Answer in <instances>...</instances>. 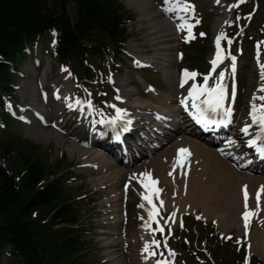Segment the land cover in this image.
Instances as JSON below:
<instances>
[{
  "label": "bare ground",
  "instance_id": "1",
  "mask_svg": "<svg viewBox=\"0 0 264 264\" xmlns=\"http://www.w3.org/2000/svg\"><path fill=\"white\" fill-rule=\"evenodd\" d=\"M214 1V4L218 9L216 10L217 17H215L213 30L219 34L225 31L226 25H224L223 22L226 20L225 15L228 13L225 6L219 8L220 4H218V0ZM126 3L138 13V20L141 21V25L147 29L145 34L146 40H148L151 45H159L156 49L155 56L152 57V61L155 62V67L162 71L164 80L169 85V90L167 92L159 89H156L155 92L144 82V88L148 93L147 102L128 105L129 108L132 109L130 114L134 122V127H142L144 128V133L153 136L151 139L152 141L142 138L143 141L138 142L133 147L131 150L132 153L137 155L135 154V151H139L140 154L138 156L141 157L152 152H157L147 161H140L141 165L137 172L144 171L145 173L150 174V176L145 175V178H143V186L145 184H151L149 183L151 180H157L158 184L156 188L162 191L165 200V208L167 209L170 206L173 207L175 217L183 212L191 214L199 209L200 218L213 220L222 231L241 227L236 219V215L239 214L241 218V213L244 209L242 208V191L245 189V186H247V192L250 194L249 208L254 206L255 211V216L251 217V215V218L249 217L250 226H262V230L256 228V231L251 232V249L260 254L263 258L264 190L261 189L262 186H264V172L258 167L252 169L251 172H245L242 170H236L230 165V159L236 158L242 153L241 147H236L237 143H235L240 139L242 131L235 125L234 132L231 135V138L234 139L230 143L231 148H226L223 152H219L218 150L213 149L211 145L205 144L197 137L192 136L189 128L180 125L183 124L182 117H180L174 103L175 100L176 102L186 100L187 105L193 103V98L189 95V90L193 86H189L183 95L180 94L181 90L177 87L178 78L174 82V73H176L179 61L172 58L170 52H172L176 46V21L171 20V22L167 17H164L162 10L152 0H126ZM180 4H182L180 0H170L168 6L174 9L173 12H177L178 10H183ZM218 13L222 14L223 17L218 15ZM215 58L216 52L211 59ZM141 61H143V59L139 60V62ZM46 64L49 65V61H47ZM222 64L225 63L222 62ZM216 71H218L219 77L220 72H224L222 78H225V80L228 79V71L224 65L220 66ZM259 72L260 70H258L257 67L251 71V76L249 78L251 90L249 89V96L252 93L255 94L257 92V86L259 85L258 81L260 78ZM219 79H221V77ZM31 81L32 78H24L19 85V89L23 97L26 98V103L36 104L37 99L32 92ZM65 84H69L72 88L68 79H63L61 85L64 86ZM120 84L124 94L127 96L131 95L132 89L128 88L127 83L120 82ZM71 88L64 87L63 90L55 88L53 93H51V96L54 98L52 102L48 100L47 95L44 93L50 107V111H48L47 114L54 115L56 119L55 123L57 124H60L61 121L59 120V116L64 112L66 105L69 103L62 92L66 93L71 90ZM184 90L185 89H182L183 92ZM177 96L181 97V99L178 100ZM152 101L158 105L153 104ZM195 102L196 104L199 103L198 96ZM68 107L69 110L67 112L71 111L72 104L68 105ZM250 112L251 110H246L248 115ZM155 114L158 117H156ZM73 116H75V114H73ZM153 118L158 119L160 124H157ZM239 120L244 122L245 117L243 116ZM69 121H71V118H69ZM73 121H75V119ZM151 121H153L152 124H150ZM155 125H157V128H154ZM62 128L65 127L63 126ZM74 129L76 133L80 134V136L73 131L69 132L68 134L71 135L75 141H69L68 144L65 143L62 135L55 133L52 130L44 131V129H33L30 132L37 140L42 138L45 140L53 139L59 147L66 144L65 149L71 155L77 154L78 158L82 157L84 159L82 162L87 164L84 170L89 174H98L99 176L98 178L95 177L94 182H92L99 191V194L103 195L108 191L110 192V190L107 189L108 187L110 189L118 188L127 178L128 169L123 165L122 167L121 164L119 165L117 159L107 158L105 151L103 150H95L92 147L86 149L85 147L80 146L79 142L88 143L89 140L85 136L86 134L81 125L78 124ZM156 132L161 135H158ZM103 145L105 146L106 142H103ZM181 148L187 149V153L178 154V149ZM232 152H234V154L231 156ZM178 155L182 157L179 161L177 159ZM140 157L136 159L138 160ZM137 160L135 163H137ZM103 172H105V174H103ZM173 180L182 181V190L186 189V191L171 197L167 194L166 187L172 184L173 186L171 190L173 191V188L175 187ZM140 188L135 187L134 195L139 198L140 205L145 206L146 200L143 198L142 194L150 196L154 195V191H151L153 187L148 189L144 186L143 190ZM258 191L260 195L259 206L257 207L256 197ZM123 195L124 193L121 190L113 196L111 202H113L114 212L119 211V208H117L118 200L120 197L122 198ZM101 204L102 207L108 206L107 202L104 200L101 201ZM109 210L111 211V209H103L102 212L105 214ZM116 217L117 218L114 221L115 229H110L109 231L112 235L121 234V232L115 231L119 222L118 216ZM128 240H130L132 244L137 242L134 231H130ZM119 243L121 242L114 241L111 246H116ZM112 258L115 260L117 256H113ZM130 258L132 264H149L148 262H140L137 251L136 253L131 254Z\"/></svg>",
  "mask_w": 264,
  "mask_h": 264
},
{
  "label": "trees",
  "instance_id": "2",
  "mask_svg": "<svg viewBox=\"0 0 264 264\" xmlns=\"http://www.w3.org/2000/svg\"><path fill=\"white\" fill-rule=\"evenodd\" d=\"M70 3L76 6L75 23L68 13ZM132 16L119 0H0V106L1 94L12 82L10 65L33 38L55 29L58 60L71 63L89 78L91 68L84 60L91 56L101 63L118 55L127 35L125 22ZM24 141L2 151L0 147V158L5 160L0 162V245L12 243L17 264H85L74 257L82 249L80 229H53L56 223L77 222L79 212L68 201L56 170L41 159L40 148ZM8 153L15 156L6 157ZM223 247L212 246V256H219Z\"/></svg>",
  "mask_w": 264,
  "mask_h": 264
},
{
  "label": "rangeland",
  "instance_id": "3",
  "mask_svg": "<svg viewBox=\"0 0 264 264\" xmlns=\"http://www.w3.org/2000/svg\"><path fill=\"white\" fill-rule=\"evenodd\" d=\"M124 5L125 8H127L128 10H130L133 13V18L132 20L127 22V31L129 33V37L126 41V49H128L131 52L134 53H139L141 55H143L144 57H153L156 54V49L157 47H159L158 44H154L151 45L150 42L148 40H146V32L147 29L145 27H143L141 25V21L138 20V13L133 10V8L131 6H128L126 3V0H120ZM193 1H197L196 5H197V10L199 11H203L205 12L206 15H204L205 17H202V19L196 23L195 27L193 28L192 31L188 32V35L192 34L191 36H182L180 39L178 38V43L175 41L176 46L175 48L172 50L171 53V57L176 59V56L174 57L176 50H178V55H179V59L181 57V54H183V60L180 61V65H185L191 69L194 68H198L201 72L205 71L207 68V60L210 58L211 52L213 49H215V47L213 46V48L211 47L212 41H213V28H214V24H215V14L210 12L211 9H214V7L210 4V0H193ZM68 13L71 17V20L73 21V23H75L77 21V12H76V6L73 3H70L68 6ZM202 16V15H201ZM199 32L203 33V35H199ZM148 34V33H147ZM193 36V37H192ZM40 37H38L37 39H39ZM189 39V41H187ZM45 38H41L40 41L38 42L37 45V50L36 52H34V57H38L39 55V50L41 49L42 51V62L40 65V68H37V72L38 74H36V76H42L45 67L48 66L46 64V62L50 61V73H47V82L51 83V84H58L59 80L56 79L58 78V69L59 66L56 62V60L54 58L51 57L50 53V48L52 47V42L49 41V45L47 44L48 41L44 42ZM129 44V45H127ZM42 47V48H41ZM49 47V49H48ZM201 47H204L203 49H200ZM244 48L247 50V53L244 54V56L241 57L240 60V66H242L243 71H242V78L245 79L246 84L243 87L244 89L242 90L238 100H237V107H238V112H240L242 110L243 104H244V100L247 97V93L249 92V78L251 76V71L253 69V62H254V52L252 50V41H250L249 39H246L244 41ZM262 48V46H261ZM163 51V50H160ZM49 52V53H48ZM30 56H25V58L22 59V61L18 64V66L15 67V73L18 75L16 77H14V83L16 85V87H18V85H20L22 83V81L24 80V76L22 77L21 75L18 74V72L23 73L24 75H28L29 73L33 72L34 69H32L34 66H31L32 60H34V57L29 58ZM260 59L262 62H264V54L262 53L260 55ZM263 64V63H262ZM95 65H97L95 63ZM178 64L177 67L180 66ZM245 65H247L246 68ZM35 68V67H34ZM254 70V69H253ZM27 73V74H25ZM158 74L160 75V79H158L157 75L152 77V79L157 82L159 84V86H164L165 91L169 88L166 86L165 84V80L163 78L162 73L158 70ZM142 75L146 78H149V74L148 71L142 72ZM31 76V75H29ZM53 77V81L50 80V78ZM30 78V77H29ZM177 79V75L176 73H174V82ZM119 80L120 81H126L128 88H132V94L131 96H129L128 98V104H135V103H146L147 100L141 98L138 96V92H142L141 86H140V82L141 80V76L139 75L138 72L132 70L131 64L129 63V59H128V63L126 61H123V68L120 70L119 72ZM134 85L136 86H133ZM95 91H98L101 89V86L97 87L94 86ZM105 90H107L109 92L108 87H105ZM103 99L105 100H101L102 104H99L98 106L101 108H104V106H107V102H109L110 100V96L105 97V92L103 93ZM107 98V100H106ZM97 99V98H96ZM11 103L14 104V106H16L17 108V113H19V111L21 110L20 108V103L26 102V98L23 97V95L20 92L19 88H15L14 90V98L11 99L10 101ZM98 102V101H96ZM105 102V104H104ZM153 104L158 105L157 103L153 102ZM38 107V106H37ZM40 108V107H38ZM42 109V108H40ZM8 110V109H7ZM52 117V116H51ZM12 130L14 132H17L19 134H22L23 137L31 140L32 142L40 145L42 147V159L44 161H47L48 163H50L51 165H54L55 168H57L59 170V172H63L64 174L67 171V174H65V179L66 184L72 188H74L75 190H79L78 193H75V199H77L73 202H77L79 208L81 209V213H82V221L86 223L85 227H86V232L87 235L89 237H91L90 239V257H91V261L90 264H132L130 255L135 253L137 250V244L140 242L139 237H141L140 235L138 236V233H136V231L138 229H140V227L137 225V214L134 212L136 208L135 204L132 207V214L133 217H131V220H129L128 224H125L124 222L122 224L119 225V227L115 230L116 232H120L124 229L128 230V237L127 239H129V234L130 231H134L136 234V239H137V244L136 246H131L129 244V242H131L130 240L126 241V243L124 244H128L126 247L124 246L122 249H120L118 251V248L120 245H116L113 247H108L110 242H114L115 240H117V238L115 236L118 235H113V236H109L107 234L104 235V233H101V230L103 229H107V225L105 224V215L103 213H101V209L102 206L100 205V201L101 198L99 197V192L97 190H95V188L93 187L94 184L92 182H94L95 177L98 178V174H88V172H86L84 169L86 166H83L81 164H83L84 162H82V160H84L82 157L77 156V154L71 155L66 149L65 146L66 144L69 143V141H71V139L66 136V135H62L63 139L65 141L66 144H64L62 147L57 146V143L53 140V139H49V140H45V139H39L37 140L36 138H34L33 134H31L30 131L34 130H39V129H44V131H49L52 130L50 127H35V126H28V125H23L19 122H17L16 120L13 121L12 123ZM53 131V130H52ZM0 132H3L4 134H6L7 131L1 129ZM55 132V131H54ZM7 157L8 156H12L10 153L6 154ZM64 155V156H63ZM63 156V157H62ZM70 171V173L68 172ZM106 172V171H105ZM105 172H103V174H105ZM72 177V178H69ZM205 178V177H202ZM90 180L92 182H90ZM77 187H81V189L77 188ZM77 188V189H76ZM116 191V190H115ZM114 191V192H115ZM76 192V191H75ZM114 192H112L109 196L111 197L112 194H114ZM113 214V212L111 213ZM237 217V215H236ZM116 216L106 219L107 222L111 221H115L116 220ZM115 225V224H114ZM115 229V228H114ZM220 230V229H219ZM238 229L236 228H232L230 230H224L222 231V234L225 236H231L232 238H236L237 236H243V234L241 235V232L237 231ZM262 230V229H260ZM253 231H256L255 228L253 229ZM191 233H193V229L190 230ZM124 235V234H122ZM119 235V236H122ZM184 235L186 238H188V243H190V248H192V236L189 234V232H186L184 230ZM243 238V237H242ZM197 248V246L193 247L192 249ZM113 249V250H111ZM112 251V255L110 256L109 252ZM118 257L114 260L111 259L112 256H117ZM249 255H255L257 257H261L260 254L256 253L255 251L249 252ZM123 258H124V263H123ZM262 258V257H261ZM264 260V257L262 258ZM9 259H2L1 263L2 264H6L8 263ZM117 261V262H116ZM196 264V262H194Z\"/></svg>",
  "mask_w": 264,
  "mask_h": 264
},
{
  "label": "snow or ice",
  "instance_id": "4",
  "mask_svg": "<svg viewBox=\"0 0 264 264\" xmlns=\"http://www.w3.org/2000/svg\"><path fill=\"white\" fill-rule=\"evenodd\" d=\"M197 22H199V21H197ZM180 27H183V25H180ZM191 27L192 26L189 24L188 25L189 32H190ZM201 35H203V33H201ZM224 35L225 34L223 32H221L216 37V45H217L216 58L211 61L212 65H213V68H215V66L219 62V60H221L223 58L222 55H221V51H220V40H221V38L224 37ZM230 42L231 41L229 40V43ZM232 59L235 60V57H233ZM234 67H235V65H233V68ZM184 75L185 76H193L194 77L195 75H197V73H195V72H191L190 73L187 69H185L184 70ZM223 76H224V72H220V77L222 78ZM260 79L262 81V83L260 84V90L264 91V64H260ZM205 81H207V76H205ZM198 89H199V91H198ZM201 92H206L208 94V96H207V99L202 101L201 105H197L195 101H196L197 96H199L201 94ZM189 95L193 98L192 107L198 109V111L200 113V116L198 117V119L203 118L201 120V122H203V123L210 122L207 119V117H206V111H209V110L212 111V112H215L218 109H222L226 114H228V115L231 114L232 110L230 108H224V106H223L225 93H224V86L222 84H218L217 88H213V89L207 88L206 85L205 86L193 85V87L189 90ZM117 98H119V97H117ZM257 99H259L262 103H260L258 105L256 103ZM77 103H79V102H77ZM204 106H207V107L205 108ZM123 111H124L123 109H117L118 115L116 117H113L112 121L114 122L116 119H119L120 118L119 117V113H121ZM249 115L252 118V123L259 125V129H258V132H257V137L254 138V139H250L248 141V143L250 145H255L256 146V151L258 152V154L262 158H264V143L257 144V139L264 138V95H261V96L257 97L254 94L252 105H251V112L249 113ZM249 127H250V125L245 124L244 128L242 129V131L247 133L248 130H249ZM179 153H187V149H184V148L178 149V154ZM177 159L179 161L180 159H182V157H180L178 155ZM142 175H149L150 176V174H147V173L142 174ZM141 183L144 184V181L142 180ZM150 183L152 185H155L157 183V181L151 180ZM144 186L146 188L149 187L148 184H145ZM261 190H264V186H262ZM151 191H154V192H156L158 194L160 189L152 188ZM142 195H143V198L149 202V204L152 203L150 195H145V194H142ZM259 195H260V193L258 191L257 192V207L259 206ZM244 200H245V211L242 213V216L244 218L245 229H247L248 223H249V217L251 215L255 214L253 211H251L248 208V204H247V200H248L247 186H245V189H244ZM161 203H162V201H161ZM141 206H143V205H141ZM148 215H149V220L150 221L156 219L155 205H153L152 208L148 209ZM150 226L151 225L148 222H145V224L143 225V227H145V228H149ZM155 230L156 229H153V231H155ZM160 230L163 231L162 228ZM151 243L158 244L159 242L153 240ZM148 249H149V244H148V242H146L145 245H144V249L143 250L144 251H148ZM245 259H246V264H247V257ZM157 264H162V262L158 261Z\"/></svg>",
  "mask_w": 264,
  "mask_h": 264
}]
</instances>
